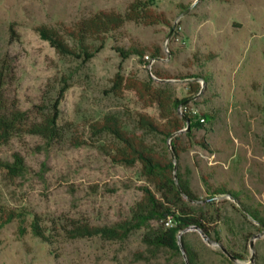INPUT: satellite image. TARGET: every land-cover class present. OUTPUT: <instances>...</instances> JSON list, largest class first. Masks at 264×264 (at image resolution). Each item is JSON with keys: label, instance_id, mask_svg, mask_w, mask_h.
Returning <instances> with one entry per match:
<instances>
[{"label": "rangeland", "instance_id": "374dc122", "mask_svg": "<svg viewBox=\"0 0 264 264\" xmlns=\"http://www.w3.org/2000/svg\"><path fill=\"white\" fill-rule=\"evenodd\" d=\"M133 1L0 0L7 93L29 113L54 104L64 130L58 142L24 136L0 146V206L25 214L22 224L0 227V264H186L183 254L150 253L142 230L106 241L65 239L52 229L68 220L94 227L129 220L142 188L152 190L139 164L110 159L112 138L93 136L91 124L113 117L152 152L172 153L171 138L137 128L139 116L163 124L156 106L144 107L131 91L115 95V79L129 76L181 101L175 163L213 243L199 230L182 232L194 264H264V236L254 240L252 261L249 248L264 231V0H140L166 25L126 22L88 57H61L36 33L99 11L123 14ZM14 156L23 169L12 177L3 166ZM34 217L46 234L52 229L48 242L32 234Z\"/></svg>", "mask_w": 264, "mask_h": 264}, {"label": "trees", "instance_id": "16d2710c", "mask_svg": "<svg viewBox=\"0 0 264 264\" xmlns=\"http://www.w3.org/2000/svg\"><path fill=\"white\" fill-rule=\"evenodd\" d=\"M133 22L145 26L166 25L161 13L152 11L146 2L134 0L123 14L113 11H99L85 19L69 26H40L36 33L55 50L61 57H88L94 54V45H103L106 36L118 31L124 23ZM141 55V53H140ZM152 57H156L152 54ZM159 78V77H158ZM11 80L9 71L4 64L0 65V146L6 145L11 139L24 136H35L46 142H58L64 138V130L57 120L56 106L44 105L29 113L19 108L14 97L7 93V84ZM115 95L121 91H131L144 107L156 106L159 119L163 122L157 125L147 117L137 119V128L148 133H155L166 142L171 138V152L178 160L180 153V136L185 122L177 115V107L181 101L173 99L166 88H155L151 83L138 80L132 76L117 77L113 86ZM195 85L191 92L196 93ZM186 117V116H185ZM93 136L107 135L113 140L109 148V157L114 163L125 166L139 164L140 172L146 182L152 187L142 188V196L131 210L130 219L113 226L94 227L87 223L68 220L64 225L53 223V230L62 234L65 239L101 238L106 241H124L132 232L143 231L142 243L150 253L164 251L182 255L178 246V235L188 229H197L206 237L209 230L200 216L199 210H193L196 200L189 192L186 183L178 170L174 172V163L168 149L163 154L152 152L136 135L122 129L117 119L103 117L90 125ZM11 166L3 168L12 177L23 169V161L14 156ZM175 178L180 187L178 191ZM25 214L7 210L0 206V227L12 223H23ZM167 220L173 223L165 227ZM52 229L48 230V234ZM32 234L48 242L47 230L40 225L37 217L30 224ZM183 236H181V240ZM188 264H194L193 252L182 242ZM185 264V263H182Z\"/></svg>", "mask_w": 264, "mask_h": 264}, {"label": "water", "instance_id": "95a60500", "mask_svg": "<svg viewBox=\"0 0 264 264\" xmlns=\"http://www.w3.org/2000/svg\"><path fill=\"white\" fill-rule=\"evenodd\" d=\"M184 120H185V119H184ZM171 159H172V161H173V163H174V172H176L177 167H176V163H175V157L173 156L172 153H171ZM175 182H176V186H177L178 191H180V187H179V184H178L176 178H175ZM194 203H199V202L196 201V202H194ZM261 227L264 228V225H261ZM196 230H197V229H196ZM199 233H200V235L202 236V238L206 241L207 244L213 245V243L211 242V240H209V239H208V238H207L202 232H199ZM181 234H182V232L179 233V235H178V246H179V249H180V251L182 252L184 258H186V257H185V254H184V249H183V246H182V242H181ZM262 236H264V231L260 232L258 235H253V236L251 237V240H250V243H249V248H250L251 253H252L251 261H252V259H253V257H254V246H253L254 240L259 239V238L262 237ZM220 249H221V251H222V252H223V253H224L229 259L233 260V258L229 255V253H228L225 249H223L222 247H220ZM185 262H186V264H188L187 259H185Z\"/></svg>", "mask_w": 264, "mask_h": 264}, {"label": "built area", "instance_id": "2783aa9c", "mask_svg": "<svg viewBox=\"0 0 264 264\" xmlns=\"http://www.w3.org/2000/svg\"><path fill=\"white\" fill-rule=\"evenodd\" d=\"M144 59L147 60L148 57L147 56H144ZM166 226H169V221L167 220V222L165 223Z\"/></svg>", "mask_w": 264, "mask_h": 264}]
</instances>
